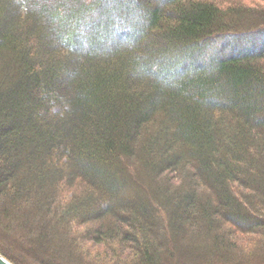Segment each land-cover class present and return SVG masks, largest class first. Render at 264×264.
I'll return each instance as SVG.
<instances>
[{"label":"trees","instance_id":"obj_1","mask_svg":"<svg viewBox=\"0 0 264 264\" xmlns=\"http://www.w3.org/2000/svg\"><path fill=\"white\" fill-rule=\"evenodd\" d=\"M244 1L0 0L6 260L264 264V0Z\"/></svg>","mask_w":264,"mask_h":264},{"label":"rangeland","instance_id":"obj_2","mask_svg":"<svg viewBox=\"0 0 264 264\" xmlns=\"http://www.w3.org/2000/svg\"><path fill=\"white\" fill-rule=\"evenodd\" d=\"M255 2H256L255 4H258V5L261 4L259 1H255ZM123 3H124V0H122V2H119V5H120V7L123 6L122 8H125ZM245 4H248L249 6H252L253 2H250V1L247 0L245 2ZM131 8H133V7H131ZM132 10H133V12H131L132 13L131 20L134 23V25H133L134 30L132 31L131 27H129V26L127 28L124 27V28H122L120 30H117V29L115 30L114 29V31H113V29H111L109 34H111L113 36L111 37L110 40H107V42H105L104 45H107V44L109 45L111 42L118 43V42H127L129 40L132 41V40H134L136 38L137 31L139 30L138 27H139L140 23H142L143 20H144L142 17L144 16L145 9H143V7L141 5H139L138 7H136L135 9H132ZM115 25L116 24H114V26ZM91 31H93V30H91ZM94 40L97 41L96 38ZM95 41H93V40L91 41L90 39L84 40V42L81 45V47L83 49H90V50H92L93 48H97L98 43L97 42L95 43ZM93 44L96 45V46H94ZM253 46L247 47V46L241 45L239 47L249 49V50L243 49L244 51H242V53H255V52H257L259 50V45H256L255 47H253ZM216 53L217 52L215 50L214 51L210 50V51L199 52L200 55L199 56L197 55L198 57H197V59L195 61H197L198 64H200V65L208 66V65H210L209 64L210 60L214 59V56H215ZM239 53L240 52H237L236 50H234V51L230 52L229 54H231L232 56H235V55L237 56V55H239ZM186 56H188V54ZM186 56L182 57V59L180 61V64H182L187 59ZM189 65L190 64H188L187 66L189 67ZM144 69H145V71L146 70H148V71L151 70L148 67H144ZM183 71L184 70H181L180 69V65H179V66H176L174 68V70H166V71L164 70L163 73H164V77H166L167 79L171 80L173 78V76H175V75L176 76L177 75H179V76L183 75V73H184ZM155 76H158V74L157 75L155 74ZM172 176H174V175H172ZM74 186L75 187H73V189L69 186L68 188L62 190L61 198L64 201L68 200L72 196L73 192H77V194H79V193H82L83 190L85 189V187L82 184H79L78 182ZM236 239H237V243H238V245H237L238 249L237 250L238 251H242V253L247 255V256H250L253 252H255V248H256L257 244H259L260 241H261L259 236L252 235V234H247V235L240 234L239 236H237ZM0 243L2 244L1 241H0ZM91 248H93L91 250L92 251L91 252L92 253L91 254L92 257H94V255L97 254V253L100 254L99 257L100 256L103 257V256H105V254H107L105 252V250L103 248H101V247H91ZM247 256L245 257L246 259H247ZM96 258L98 259V257H96ZM96 262L98 263L97 260H96Z\"/></svg>","mask_w":264,"mask_h":264},{"label":"water","instance_id":"obj_3","mask_svg":"<svg viewBox=\"0 0 264 264\" xmlns=\"http://www.w3.org/2000/svg\"><path fill=\"white\" fill-rule=\"evenodd\" d=\"M0 264H12L11 262L7 261L1 254H0Z\"/></svg>","mask_w":264,"mask_h":264}]
</instances>
